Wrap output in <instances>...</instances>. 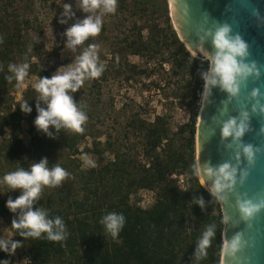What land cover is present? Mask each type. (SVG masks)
I'll return each instance as SVG.
<instances>
[{
  "label": "trees",
  "instance_id": "trees-1",
  "mask_svg": "<svg viewBox=\"0 0 264 264\" xmlns=\"http://www.w3.org/2000/svg\"><path fill=\"white\" fill-rule=\"evenodd\" d=\"M118 6L128 14L131 32L123 34L110 47V58H116L113 70L125 82L159 74L157 79L142 81L147 90L166 84L170 75L177 76L180 85L176 102L185 107L186 119L172 128L166 112H154L148 118L140 111H133L125 124L127 132L138 139L139 150L134 145L124 148L117 138L107 134L102 149L95 147L93 151L95 167H81L77 154L88 150L85 145L79 148V142L85 134H93L92 116L99 117L96 110L99 79L86 80L90 86L73 93L77 104L85 106L88 117L82 134L61 130L52 139L38 132L33 124L37 97L34 87L26 86L19 99L14 100L16 82H9L6 76L11 75L9 63L28 62L29 73L38 79L50 77L46 69L38 68L29 60L30 56L42 52L36 42L39 31H27L28 17L14 18L8 24L0 13V37H3L0 43V179L19 167L29 168L42 157H47L50 167L59 164L70 173L61 187H46L36 205L46 209L50 217L63 219L67 239L52 242L43 237L29 238L16 251L30 264H220V202L199 183L191 168L195 161L198 98L204 83L201 74L207 71L209 62L194 55L179 38L170 22L165 0H118ZM93 40L89 38L77 47V57ZM128 54L137 55L143 63L131 61ZM22 100L28 101L31 113L20 110ZM21 121L27 124V142L18 136ZM6 126L9 131L4 136ZM104 149L109 150V156L103 155ZM141 188L152 191V201L146 206L130 197ZM9 191L0 184V217L8 223L12 237L11 220L15 214L9 212L5 201L20 193ZM201 198L203 207L195 203ZM109 212L122 213L125 217V225L116 240L105 233L100 223ZM210 225L214 226L215 236L207 255L197 260V242ZM12 238L23 239L19 235ZM3 259L10 262V256L0 251V260Z\"/></svg>",
  "mask_w": 264,
  "mask_h": 264
},
{
  "label": "clouds",
  "instance_id": "clouds-1",
  "mask_svg": "<svg viewBox=\"0 0 264 264\" xmlns=\"http://www.w3.org/2000/svg\"><path fill=\"white\" fill-rule=\"evenodd\" d=\"M79 10L85 15L68 26L63 35L66 37V47L73 52L89 38L98 36L102 30L104 16L115 14L118 7V0H77ZM73 5L63 4L62 18L58 20L61 24H67L69 19L75 16L72 10ZM254 14L256 10H253ZM212 51L203 49V43L209 41ZM3 43V37H0ZM197 46L202 50L203 56L209 62V68L203 72L204 93L202 99L206 98L212 86H218L231 97H236L241 92V85L250 76H259L260 71L255 62L246 63L245 58L249 56V44L240 34L234 33L232 26L228 23H218L214 28L204 27L198 32ZM99 45L88 44L87 47L75 59V63L66 67L65 70L57 71L50 77L41 76L33 85L36 97V116L33 120L34 127L38 132L43 133L48 138L56 139L61 130L82 134L84 125L88 120L83 105H78L73 97V93L80 90L86 80L98 79L105 70V65L99 59ZM6 76L9 82L15 80L16 86L20 87L29 74L30 64L9 63ZM259 89H253L251 96L256 97ZM43 103L44 106H41ZM20 110L29 114L32 112L28 101L22 100L19 103ZM255 110V109H254ZM264 112V106L261 107ZM241 119L237 122L235 117H230L222 123V138L232 137L238 140L248 128L246 121L248 113L242 112ZM244 157L247 160L248 169L255 164V153L261 149H254L251 144L242 148ZM239 154H237V159ZM85 167H95V162L86 154L82 156ZM192 173L204 186L211 181L207 190L217 200L226 199L224 193L232 191L237 183V168L228 162H224L213 168L205 163L201 166L198 159L191 165ZM248 169L240 173L241 185L249 175ZM70 177V173L59 164L49 166L47 157H42L39 161H34L29 168L19 167L14 171L7 172L0 179L11 191L19 190V195L14 199L9 196L5 201V206L9 212L15 214L11 220V227L14 235H19L22 240H14L12 237H0V251L8 256L15 254L18 248L23 247V241L29 238H46L52 242H63L67 239L68 232L63 219L60 216L50 217L49 212L41 207H37L44 189L59 188L63 182ZM186 190V189H184ZM201 207L204 205L203 199L195 200ZM236 207L241 222L251 228V221L257 213L264 209V199L254 201L242 194L236 200ZM226 223L228 217H224ZM125 217L122 213L109 212L105 214L100 223L104 226L105 233L116 240L125 225ZM215 236L214 226H207L199 238L195 250L197 260L207 255V249L211 246L212 238ZM249 241L245 240L242 231L236 232L231 238L222 241L220 251V264H225L224 258L237 259V253L241 252ZM0 264H9L8 259L0 260Z\"/></svg>",
  "mask_w": 264,
  "mask_h": 264
},
{
  "label": "water",
  "instance_id": "water-1",
  "mask_svg": "<svg viewBox=\"0 0 264 264\" xmlns=\"http://www.w3.org/2000/svg\"><path fill=\"white\" fill-rule=\"evenodd\" d=\"M168 2V14L174 29L194 55L204 57L202 50L197 46L199 30L204 27L214 28L218 23L226 22L232 26L234 33L240 34L249 44L250 54L245 58V62H255L260 71L258 77L250 76L241 85V92L236 97L229 96L218 86L211 87L207 97L200 101L201 107L197 111L199 116L198 121H195L194 146L196 138V159L201 166L208 163L216 168L228 162L237 168V183L232 191L224 193L226 199L219 201L222 212L221 241L222 238H231L236 232L242 231L245 240L249 241V246L237 253V259L224 258L225 264H264V209L255 215L249 228L246 223L241 222L236 207V200L242 194L254 201L264 199V112L261 111L264 106V0ZM202 47L212 51L210 40L205 41ZM253 89H259L256 97L251 96ZM242 112L248 113V128L244 135L238 140L232 137L222 138V123L230 117H235L239 122L243 119ZM247 144H251L254 149H261L255 153V164L249 169L242 151L243 146ZM245 169H248L249 175L241 185L240 173ZM210 184L211 181H208L204 187L207 188ZM225 216L228 217L226 223L223 219Z\"/></svg>",
  "mask_w": 264,
  "mask_h": 264
},
{
  "label": "rangeland",
  "instance_id": "rangeland-1",
  "mask_svg": "<svg viewBox=\"0 0 264 264\" xmlns=\"http://www.w3.org/2000/svg\"><path fill=\"white\" fill-rule=\"evenodd\" d=\"M165 1L167 13H169V2L168 0ZM64 3L72 4V10L75 13V16L69 19L67 24L58 22L62 18L61 13L63 12ZM0 13L6 17L8 24H11L10 20L14 18L28 17L27 31L34 33L38 29L39 33L36 42L41 45L42 52L38 56H30L29 60L34 62L38 68L46 69L49 76L54 74L57 69L63 71L66 67H70L75 63L77 49L73 52L66 47V37L63 33L68 26L82 19L85 15L79 10L77 0H0ZM169 19L173 26L170 15ZM103 20V29L98 36L93 38L92 44L99 45L100 62L107 65V67H105L103 75L97 80L100 87L98 90L99 99L96 100V110L99 111V117L95 118L92 116V122L95 127L92 130L94 132H92L93 134H85L79 142V148L84 145L88 147V150H83L77 154L81 167H85L82 160V156L85 154L95 162L93 151L96 148L102 149L105 144L104 141L107 139V134L112 139L117 138L118 143H121L124 148L134 145L139 150L138 139L132 132H127L128 126L125 124L126 119L135 110L140 111L141 115L148 118L154 112H166L172 128L186 119L185 107L179 106L176 102V95L179 91L177 87L180 85V80L176 78L177 76L170 75L166 84L160 85L159 88L151 87L148 90L143 87L142 81L147 83L149 79H157L159 74H152L147 78L141 76L128 82L121 80V75L116 74L113 70L116 58H110L109 50L111 45L119 41L123 34L131 32L130 18L126 11L118 6L115 14L105 15ZM19 57L21 58L22 56ZM127 57L135 63H143V59L137 55L128 54ZM37 80L38 78L35 74L29 73L24 83L14 90L13 99H19L21 91L26 86H33ZM89 83V81H85L83 87L88 88L90 86ZM201 95L202 93H200ZM200 96L198 98V107H200ZM8 131L9 128L6 126L3 135H7ZM127 134L128 139L126 138ZM28 135L27 124L25 121H21L18 136L23 142H27ZM103 155L109 156V150L104 149ZM130 197L141 206H146L152 201V191L141 188L135 194L130 195ZM11 235L12 232L8 223L0 217V237H11ZM9 264H30V262L21 252L16 251L14 255L10 256Z\"/></svg>",
  "mask_w": 264,
  "mask_h": 264
},
{
  "label": "bare ground",
  "instance_id": "bare-ground-1",
  "mask_svg": "<svg viewBox=\"0 0 264 264\" xmlns=\"http://www.w3.org/2000/svg\"><path fill=\"white\" fill-rule=\"evenodd\" d=\"M203 93H204V90H203L202 94ZM201 101H202V95H201ZM200 107H201V104H200ZM198 116H197V121H198ZM195 160H196V138H195ZM222 241H223V238H222ZM220 261H221V259H220Z\"/></svg>",
  "mask_w": 264,
  "mask_h": 264
}]
</instances>
